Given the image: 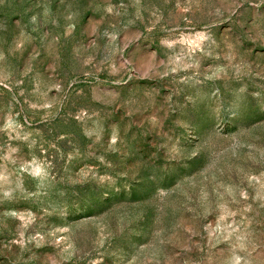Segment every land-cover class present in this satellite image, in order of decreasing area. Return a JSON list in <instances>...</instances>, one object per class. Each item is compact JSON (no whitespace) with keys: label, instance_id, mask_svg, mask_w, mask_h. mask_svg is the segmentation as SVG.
<instances>
[{"label":"rangeland","instance_id":"rangeland-1","mask_svg":"<svg viewBox=\"0 0 264 264\" xmlns=\"http://www.w3.org/2000/svg\"><path fill=\"white\" fill-rule=\"evenodd\" d=\"M0 264H264V0H0Z\"/></svg>","mask_w":264,"mask_h":264}]
</instances>
